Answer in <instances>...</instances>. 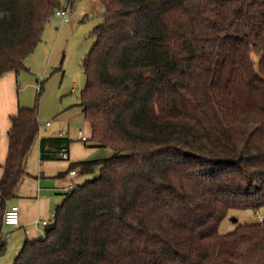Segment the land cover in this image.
I'll return each instance as SVG.
<instances>
[{
  "label": "trees",
  "instance_id": "16d2710c",
  "mask_svg": "<svg viewBox=\"0 0 264 264\" xmlns=\"http://www.w3.org/2000/svg\"><path fill=\"white\" fill-rule=\"evenodd\" d=\"M80 105L90 146L108 158L70 170L99 176L68 190L14 264H264V219L219 226L230 209L264 207V0H100ZM75 0H0V78L25 68L58 8ZM41 125L18 106L0 179L7 202L28 173ZM87 140V141H88ZM71 140L44 137L40 158Z\"/></svg>",
  "mask_w": 264,
  "mask_h": 264
},
{
  "label": "rangeland",
  "instance_id": "374dc122",
  "mask_svg": "<svg viewBox=\"0 0 264 264\" xmlns=\"http://www.w3.org/2000/svg\"><path fill=\"white\" fill-rule=\"evenodd\" d=\"M103 11L100 0H75L68 9L69 22L54 14L36 49L24 60L25 68L17 75L19 104L38 109L41 128L45 127L46 121H51L52 126L47 129H69L75 142H80V128L88 137L91 135L89 122L80 105L81 92L86 84L83 62L94 44L92 33L103 20ZM98 152L101 155L108 153L109 149ZM98 176L99 169L95 168L90 173H78L74 182L81 183ZM260 216L264 217V207L258 211L230 209L219 230L221 233L231 232L239 223L256 222ZM22 232L19 227L3 224L6 250L0 252V264H14L23 246Z\"/></svg>",
  "mask_w": 264,
  "mask_h": 264
},
{
  "label": "crops",
  "instance_id": "0c3cea01",
  "mask_svg": "<svg viewBox=\"0 0 264 264\" xmlns=\"http://www.w3.org/2000/svg\"><path fill=\"white\" fill-rule=\"evenodd\" d=\"M17 75L15 72H8L0 78V179L3 175L2 165L5 163L8 153V131L11 127V117L17 114L20 105L16 93ZM46 123L45 127L41 128L26 157L24 168L28 174L22 179L16 196L9 200L7 204V207L13 204L20 207L21 225L19 228L24 231L22 232L24 237L22 245L27 240L37 239L41 236L46 227L41 223H36V220L50 218L56 208L65 200L68 191L67 186L74 182V177L78 173L83 174L79 168H76L78 173L70 175V165L72 163L103 159L113 155L111 148L92 147L89 140L82 141L79 134L81 128L78 130V140L80 142H75V139L69 135L70 130L67 129L66 137L72 141L69 147V159L42 161L40 158L41 139L56 137L61 130H64L60 127L47 129V127L52 126V123L50 125ZM102 149H109V152L98 155L100 153L98 151Z\"/></svg>",
  "mask_w": 264,
  "mask_h": 264
},
{
  "label": "built area",
  "instance_id": "2783aa9c",
  "mask_svg": "<svg viewBox=\"0 0 264 264\" xmlns=\"http://www.w3.org/2000/svg\"><path fill=\"white\" fill-rule=\"evenodd\" d=\"M70 6H66L63 8H58L55 11V15L61 17L64 22H69L70 18L68 16V9ZM51 122H47V125H50ZM67 132L65 130H61L58 134V136H66ZM79 134H80V139L82 141H87L89 139V137L84 134L83 129L79 130ZM61 158L68 160L69 159V152L66 149H63V151L60 153ZM78 173L77 169H72L70 170V175H76ZM77 185L76 182H72L67 186V190H71L72 188H74ZM56 216V212H53L50 218H46V219H37L36 223H41L43 226H48L50 225L53 221L54 218ZM264 217L260 216L259 217V221H263ZM4 221L5 224L11 225V226H16L19 227L21 225V214H20V207L17 204H13L11 205L5 212L4 214ZM47 236V232L43 231L41 233V237L42 238H46Z\"/></svg>",
  "mask_w": 264,
  "mask_h": 264
}]
</instances>
